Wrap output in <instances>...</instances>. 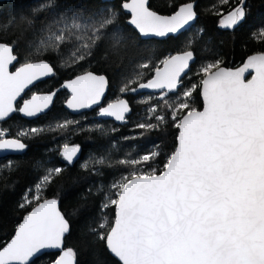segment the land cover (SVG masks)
<instances>
[{
  "label": "snow or ice",
  "instance_id": "1",
  "mask_svg": "<svg viewBox=\"0 0 264 264\" xmlns=\"http://www.w3.org/2000/svg\"><path fill=\"white\" fill-rule=\"evenodd\" d=\"M228 2L220 0L221 4ZM52 7L53 0H48L37 10ZM122 8L131 13L130 25L144 36L177 34L197 17L194 0L171 15L153 11L149 0H130ZM81 9L78 6L71 13L63 12L54 20L55 25L63 27H48L49 35L41 41L42 50H59L69 39L79 40L70 60L80 63L91 55L106 29H118L115 10L84 15ZM217 15L221 16L222 27H236L245 17L244 0L226 14L218 11ZM260 35L264 37V29ZM124 39L121 32L114 46ZM15 61L14 46L0 42V121L13 113L29 118L44 113L61 89L71 92L66 101L68 108H92L100 104L109 87L106 76L85 71L46 94L24 99L26 89L30 91L36 82L54 76L55 69L41 60L9 71ZM190 62H195L191 50L170 54L156 64L144 62L139 67L148 69L151 77L141 82L145 73L139 72L120 86L122 95L146 89L157 91L158 104L148 108L149 115L136 127L159 130L171 120L179 129L177 145L159 173L148 163L160 155L158 151L118 161L132 170L112 184L115 198L103 206H115L114 222L107 235L97 229L93 232L119 264H264V52L249 56L236 69L221 67L220 59L204 63L195 72L199 83L185 86ZM249 70L254 74L245 80ZM197 88L204 101L202 110L191 106L190 98ZM173 96L175 99H170ZM130 111L128 101L118 98L100 107L98 115L126 121L125 114ZM73 123L64 121L58 127L66 129ZM41 131L32 128L20 135ZM5 136L6 131L0 129V151H23L28 147L20 139ZM78 152V145L65 143L61 156L70 164ZM12 163L9 160L3 167L10 170ZM62 171L60 167L49 168L34 189H29L31 195H25L20 207L32 205V209L17 225L12 238L0 241V264H37L49 249H61L54 264H76L74 249L64 248L69 222L59 210L58 200L43 196L47 185ZM107 224L105 217L99 228Z\"/></svg>",
  "mask_w": 264,
  "mask_h": 264
},
{
  "label": "trees",
  "instance_id": "2",
  "mask_svg": "<svg viewBox=\"0 0 264 264\" xmlns=\"http://www.w3.org/2000/svg\"><path fill=\"white\" fill-rule=\"evenodd\" d=\"M194 1H197L196 11L199 15L196 25L176 38L163 41L142 40L127 24L129 17L122 10V0L112 3L100 0H53L52 8L39 11L37 9L48 0L0 3V42L14 46L18 66L45 60L55 69V77L37 85L33 92H50L64 81L92 71L109 80L106 102L126 98L133 109L128 123L120 126L110 121L93 120L90 114L71 117L63 108L67 95L60 93L53 109L32 124L21 118L19 113L2 123L0 129L12 137H18L20 131L33 124L39 125L43 131L23 137V142L28 146L23 155L0 160V241H9L17 225L31 211L32 205L20 207L25 195H31L29 189H34L49 168L60 167L62 173L47 185L43 196L60 201L61 210L71 225L65 248L74 249L77 264H119L107 251L105 242L93 232V229H97L107 235L114 222L115 206H103L110 198H115L112 184L132 170L118 161L158 151L160 155L148 163L159 173L167 156L175 150L178 136V129L171 120L159 130L138 129L136 124L145 121L149 115L148 108L158 104V95H122L119 92L122 83L139 72L145 73L141 82H146L151 73L148 69L140 68V64L148 61L156 64L170 54L185 50L193 51L196 57L184 79L185 86L199 83L200 77L195 72L204 63L220 59L223 62L221 67L236 68L250 55L264 52V37L260 35L261 29H264V0H244L245 17L232 29L220 25L221 16L217 12L226 14L240 0H229L227 4H221L220 0ZM189 2L193 0H150V8L160 14L171 15ZM78 6H82L81 13L84 15L109 8L115 10L118 13V29H106L105 35L92 47L91 55L85 61L71 63V53L81 41L69 39L55 51L42 50L41 41L49 35L47 29L50 25L53 28L63 27L53 23L60 18V14L71 13ZM121 32L125 34V39L114 46ZM148 97L153 99L143 102ZM191 106L198 110L202 108L199 88L192 95ZM70 119L75 122L68 128L58 127ZM66 142L81 148V158L73 166H68L61 156V148ZM9 160L13 162L10 170L3 167ZM100 160L104 163H98ZM105 217L108 224L100 229L99 225ZM57 256L47 254L37 264H51Z\"/></svg>",
  "mask_w": 264,
  "mask_h": 264
},
{
  "label": "water",
  "instance_id": "3",
  "mask_svg": "<svg viewBox=\"0 0 264 264\" xmlns=\"http://www.w3.org/2000/svg\"><path fill=\"white\" fill-rule=\"evenodd\" d=\"M10 1H13V0H0V3L10 2ZM100 1H102L103 3H112V2H115L116 0H100ZM124 2H130V0H122V4H123ZM149 6H150V0H149ZM194 6H195V10H196V8H197V1H194ZM122 10H123V12L129 17V19H128V21H127V24L137 32V34L140 36V38H141L142 40H152V39H153V40L163 41V40H167V39H169V38H171V37H175V38H176V37L180 36L181 34H183L184 32L190 30L192 27H194V26L196 25L197 21H198V18H199V15H198V13H197V17H196V19H195L193 22H190V24H189L188 26H186L184 29H181L180 32L177 33V34H169L168 36H165V37H158V36H155V35H147V36H144V35L140 34V33L138 32V30L135 29L134 26L130 25L129 21H130V18H131V13H130L128 10H126V9H123V8H122ZM177 10H178V9H177ZM177 10H176V11H177ZM153 11H154V10H153ZM196 12H197V11H196ZM157 13H158V12H157ZM158 14H160V13H158ZM161 15H163V14H161ZM14 54H15V53H14ZM176 54H177V53H176ZM256 54H258V53H256ZM173 55H175V54H173ZM253 55H255V54H253ZM194 56H195V55H194ZM250 56H252V55H250ZM247 58H248V57H247ZM247 58H246L245 61H244L240 66H238V67H242L243 64L246 62ZM39 61H41V60H39ZM44 61H45V60H44ZM195 61H196V57H195ZM33 62H38V61H33ZM194 63H195V62H190V70H191V67L194 65ZM20 66H21V65H20ZM17 67H19V66H18V58H17V61L13 62V65H10V66H9V71H15V68H17ZM238 67H236V68H238ZM225 68H226V67H225ZM236 68H229V69H236ZM189 72H190V71H188L187 75L189 74ZM253 74H254V73H253L251 70H249L248 72H246V73L244 74V78H245V80L250 79L251 76H252ZM53 77H54V76H50V77H47V78H43L41 81L36 82V84H35L34 86H30L31 90L29 91L28 89H26V90H25V93L22 94L23 98H24V99H28V98H30L31 95L28 96V93H29V92H31V91H32L37 85H39V84L43 83L44 81H46V80H48V79H51V78H53ZM109 88H110V83H109V87L105 90V94H104L103 98L101 99L100 104H99V105H95V106H93L92 108L80 109V110H73V109L68 108L66 103L64 104V107H65V109H66L67 111H69V112H70L71 114H73V115H80V114H84V113H90V112H92V111H94V110H97V109H98V111H99V108H100V107H106V106L109 104V103H108V104L104 105L105 100H106V98H107V96H108V93H109ZM62 90H66V91L69 93L70 96H69L68 99H70V97H71V92H70V90H68V89H61L60 91H62ZM34 94H46V93L41 92V93H34ZM144 94L158 95L157 91H155V90H150V89L140 90L139 92L134 93V94H132V95H144ZM56 96H57V95H56ZM200 96H201V101H202V108H201L200 110H202V109H203V105H204V101H203V97H202V95H201V92H200ZM68 99H67V100H68ZM122 99H126V98H122ZM126 100H127V99H126ZM55 101H56V97L54 98L53 105L50 106L49 109L45 110L44 113L38 114L36 117L29 118V117L24 116V115L21 114V113H20V114H21V116H22L24 119H26V120H28V121L36 120V119H38V118H40V117L45 116L46 114H48V113L52 110V108H53V106H54V104H55ZM127 101H128V100H127ZM113 102H115V101H113ZM113 102H110V103H113ZM20 103H21V100L18 98V100H17V104L19 105ZM128 103H129V101H128ZM129 107H130L131 111H130L129 113H126V114H125L126 121H117V120H115V118H113V117H104V116H100V115H97V118H98V119H101V120H106V121H113V122H114L116 125H118V126H120V125H126V124L128 123V117L131 116V114H132V112H133V109H132V106H131L130 103H129ZM14 115H15V113L11 114L10 117L6 118L4 121H0V124H1V123H4V122H7V121L10 120ZM178 134H179V129H178ZM6 139H15V138H6ZM24 152H25V150H23V151H0V160H1V159H4V158H7V157H11V156H21V155L24 154ZM80 158H81V151H80V149H79V152L77 153L76 157L73 159L72 163H70V165L75 164L77 161H79ZM50 199H55V198H50ZM58 202H59V203H58V208H59V210L61 211V213L63 214V212H62V210H61V203H60L59 200H58ZM115 212H116V208H115ZM26 215H27V214H26ZM26 215H25V216H26ZM63 215H64V214H63ZM64 216H65V215H64ZM65 218H66V217H65ZM114 218H115V215H114ZM22 220H23V219H22ZM21 222H22V221H21ZM68 222H69V221H68ZM69 226H70V227H69V232H67V233L65 234V237H64V248H65V239H66V237H67V236L70 234V232H71V225H70V223H69ZM14 234H15V233H14ZM14 234H13V235H14ZM106 248H107V247H106ZM107 251H108V249H107ZM108 252H109V251H108ZM47 254H57V255H58L57 258H58L59 255L61 254V249H49V250H46L45 254L42 255L40 258H42L43 256H45V255H47ZM109 254H110L115 260H117V258H115L110 252H109ZM117 261H118V260H117ZM51 264H54V262L51 263ZM76 264H77V259H76Z\"/></svg>",
  "mask_w": 264,
  "mask_h": 264
},
{
  "label": "flooded vegetation",
  "instance_id": "4",
  "mask_svg": "<svg viewBox=\"0 0 264 264\" xmlns=\"http://www.w3.org/2000/svg\"><path fill=\"white\" fill-rule=\"evenodd\" d=\"M54 77H55V75H54ZM53 77V78H54ZM53 78H51V79H48V80H46V81H44V82H47V81H49V80H52ZM70 80V79H69ZM66 81H68V80H66ZM66 81H64V82H66ZM43 82V83H44ZM63 82V83H64ZM62 83V84H63ZM42 84V83H41ZM60 87V86H59ZM58 87V88H59ZM36 88V87H35ZM35 88L31 91V92H29L28 93V96H30V95H32V94H34V93H41V92H33L34 90H35ZM44 93H48V92H44ZM60 93H66V95H68V96H66V98H65V100L63 101V108H64V110L71 116V117H81V116H84V115H86V114H90L91 116H92V119L93 120H99V121H106V120H101V119H98L97 118V115H98V109L97 110H94V111H92V112H90V113H84V114H80V115H73V114H71L69 111H67L66 109H65V107H64V104L66 103V101H67V99L69 98V93L66 91V90H62V91H59L58 93H57V96H56V101H57V98H58V96H59V94ZM117 100V99H116ZM116 100H113V101H116ZM56 101H55V103H56ZM113 101H110V102H113ZM110 102H106V100H105V103H104V105H106V104H108V103H110ZM55 105V104H54ZM54 107V106H53ZM53 109V108H52ZM16 114V113H15ZM20 114V113H19ZM21 115V114H20ZM21 118H23L22 116H21ZM24 119V118H23ZM39 119V118H38ZM38 119H36V120H38ZM24 120H26V119H24ZM36 120H33V121H28V120H26V122H28V123H33V122H35ZM70 120H73V119H70ZM110 122H113V121H110ZM114 123V122H113ZM2 124V123H1ZM0 124V125H1ZM115 124V123H114ZM116 125V124H115ZM32 128H40L39 127V125H35V124H33V125H31V127L29 126V127H25L24 128V130L23 131H20L21 133L22 132H28L30 129H32ZM18 135V137H12L11 135H10V133H8L7 132V134H6V136H5V138H15V139H20L22 142H23V137L24 136H21L20 135V133L19 134H17ZM69 146H73L72 144H69ZM62 149V148H61ZM79 149H80V151H81V148L79 147ZM82 154V153H81ZM11 157H14V156H11ZM7 158H10V157H7ZM4 159H6V158H4ZM1 160H3V159H1ZM64 160V159H63ZM80 160V159H79ZM64 162L68 165V166H73V165H70L67 161H65L64 160ZM78 162V161H77ZM76 162V163H77Z\"/></svg>",
  "mask_w": 264,
  "mask_h": 264
},
{
  "label": "rangeland",
  "instance_id": "5",
  "mask_svg": "<svg viewBox=\"0 0 264 264\" xmlns=\"http://www.w3.org/2000/svg\"><path fill=\"white\" fill-rule=\"evenodd\" d=\"M224 28V27H223ZM68 96V95H67ZM119 98H122V97H119ZM118 99V98H117ZM191 100H192V97L190 98ZM70 121H73V122H75L74 120H70ZM7 134V133H6ZM66 143H68V142H66ZM69 144V143H68Z\"/></svg>",
  "mask_w": 264,
  "mask_h": 264
}]
</instances>
